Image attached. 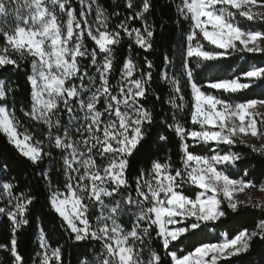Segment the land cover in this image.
Segmentation results:
<instances>
[{
	"label": "snow or ice",
	"instance_id": "obj_1",
	"mask_svg": "<svg viewBox=\"0 0 264 264\" xmlns=\"http://www.w3.org/2000/svg\"><path fill=\"white\" fill-rule=\"evenodd\" d=\"M114 4L0 0V138L12 153L0 155V218L9 229L0 264H27L19 237L33 228L35 264H66L64 245L36 224L40 188L42 219L51 217L79 253L77 264H238L234 257L264 241V201L240 198L264 193V179L248 170L249 155L264 168V91L248 98V90L264 88V66L207 83L195 70H226L218 62L236 54L264 58V0H164L161 20L171 11L180 32L179 72L175 53H162L159 66L151 58L172 43L166 33L173 30L154 18L157 0ZM125 41L139 59L121 58L113 83ZM156 102L170 114L158 113ZM171 137L178 164L152 152ZM142 155L147 163L130 175ZM13 164L30 180L13 174ZM249 209L260 214L254 227L197 240ZM185 241H194L187 251Z\"/></svg>",
	"mask_w": 264,
	"mask_h": 264
},
{
	"label": "trees",
	"instance_id": "obj_2",
	"mask_svg": "<svg viewBox=\"0 0 264 264\" xmlns=\"http://www.w3.org/2000/svg\"><path fill=\"white\" fill-rule=\"evenodd\" d=\"M101 2L105 6L115 7L114 0H101ZM157 3L159 6L155 8L153 14L154 18L156 19L157 24L161 22H166L167 28L173 30L166 33V35L169 37L172 43H166L164 48H159L158 46L157 51L152 54L151 58L153 59V62L159 66L158 58L162 53L164 54L175 53L174 56L176 63L175 70L179 72V65H180V56L178 51L179 45L175 42L180 40V32L178 29H176V25L172 22V19H170V17L173 16V13L171 11L165 9L163 13V20H161V7L164 4V0H157ZM89 20L90 21L93 20V17L89 16ZM115 22L116 20L114 18L110 22V26H114ZM183 27L185 30L187 29L188 25L186 22L184 23ZM157 31L159 32L160 29L158 28ZM128 57L139 59L138 53H136L133 48L129 47L127 41H125L124 44L121 46V48L118 50L117 65H116L117 71L113 73V77H112L113 83H115V81L119 78L118 70L121 66L119 64L120 59L128 58ZM218 63L222 64L223 68L226 70H222V71L213 70L211 72L205 73L204 68L196 69L195 70L196 73L199 74L197 76V79L201 82L207 83V81L213 78L214 76H220V77L234 76L236 74L242 73L243 70L249 69L251 67L264 66V58H261L260 56H256L253 58L250 55L236 54L230 56L226 61H221ZM160 70H162V67L160 68ZM20 83L22 86L21 98L23 99L27 93L23 87L22 77ZM248 91H249L248 98H262L261 92L264 91V88H261L260 86H256ZM189 92L190 90L187 88V86H185L186 99L190 103ZM163 97L164 100L167 101L168 99L167 92L163 93ZM156 103L158 105L156 109L158 113L164 112L170 114L169 105L167 103H165L163 107L159 106V102ZM147 106L151 109L152 107L151 99L149 100ZM186 116L187 113H185V117ZM4 144H5L4 140L0 138V155H4L6 158H11L12 153L11 151L5 150ZM236 150L242 151L246 154L250 152L249 149H246L243 146H239ZM196 151H199V149H197ZM152 152H154L155 155L159 156L160 158H164L166 155H171L173 163L174 164L179 163L178 141L175 137H171L170 141L166 145L160 147L159 149L153 147ZM248 158L249 160L252 161L248 168V170L253 174L252 178L254 180L264 179V176H262V172H264V168L261 167L260 163L258 162V159H254L253 155H249ZM146 163H147V157L143 155L137 157L136 160L133 161V165L129 174L135 175L137 168L144 167ZM12 168H13V174L16 173L20 174L21 180L23 181L30 180L31 173L26 172L23 167H19L13 164ZM52 178L53 181L56 182L57 173L53 172ZM59 179L62 180L63 178L60 177ZM38 191L40 192V201L38 207L34 210L37 226L41 222L45 223L47 228L52 232L53 245H55L57 241H59L61 244L64 245L66 264H77V257L79 256V253L73 249L70 243H65V241L60 237L59 232L56 231L55 225L51 222V217H43L42 219V213H47L48 208L46 207L44 189L40 188L38 189ZM188 194L191 195V192H189ZM248 212H250L251 214L240 215L239 217H237L235 214L230 213L227 219L224 221L223 227L220 228L214 226L209 227L205 233H202L199 237H197V240L216 242L217 238H222L225 233L231 234L233 229L235 228L254 227L255 222L257 221V219L260 218V214L254 212L251 209H249ZM8 240H9V229L6 227L4 219L0 218V244L8 243ZM37 241H38V233L34 228L25 230L24 233L19 237V251L24 256L25 260L27 261V264H35V260H36L35 251L37 249ZM193 243L194 241H185V243L181 245V249L187 251L192 247ZM6 257H7L6 253L0 252V260H4L6 259ZM233 259L236 260L238 264H241V262L242 264H264V241H261L259 239L254 240L251 244V248L249 252L239 257H234Z\"/></svg>",
	"mask_w": 264,
	"mask_h": 264
},
{
	"label": "rangeland",
	"instance_id": "obj_3",
	"mask_svg": "<svg viewBox=\"0 0 264 264\" xmlns=\"http://www.w3.org/2000/svg\"><path fill=\"white\" fill-rule=\"evenodd\" d=\"M259 147V145L257 144ZM247 196H250L253 202L264 201V193L259 192L257 189H251L245 194H241L240 198L245 199Z\"/></svg>",
	"mask_w": 264,
	"mask_h": 264
}]
</instances>
